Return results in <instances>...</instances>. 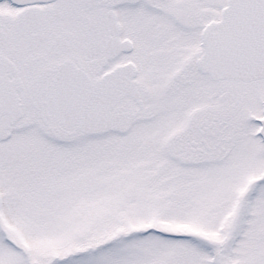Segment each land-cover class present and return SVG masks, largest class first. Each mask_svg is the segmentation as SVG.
I'll return each mask as SVG.
<instances>
[{
  "label": "snow or ice",
  "instance_id": "obj_1",
  "mask_svg": "<svg viewBox=\"0 0 264 264\" xmlns=\"http://www.w3.org/2000/svg\"><path fill=\"white\" fill-rule=\"evenodd\" d=\"M0 264H264V0H0Z\"/></svg>",
  "mask_w": 264,
  "mask_h": 264
}]
</instances>
